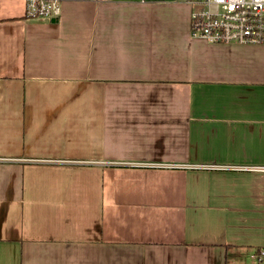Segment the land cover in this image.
<instances>
[{"label":"crops","instance_id":"obj_1","mask_svg":"<svg viewBox=\"0 0 264 264\" xmlns=\"http://www.w3.org/2000/svg\"><path fill=\"white\" fill-rule=\"evenodd\" d=\"M185 0H0V264H257L264 46Z\"/></svg>","mask_w":264,"mask_h":264},{"label":"built area","instance_id":"obj_2","mask_svg":"<svg viewBox=\"0 0 264 264\" xmlns=\"http://www.w3.org/2000/svg\"><path fill=\"white\" fill-rule=\"evenodd\" d=\"M192 7L190 35L209 44L264 46V0H185ZM60 0H25L26 18H56ZM264 173V167L247 168ZM264 264V246L252 256Z\"/></svg>","mask_w":264,"mask_h":264}]
</instances>
